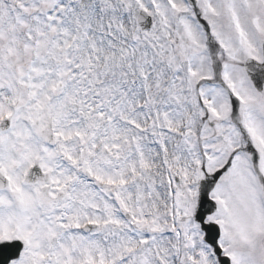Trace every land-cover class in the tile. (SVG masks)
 Instances as JSON below:
<instances>
[{
  "label": "snow or ice",
  "instance_id": "obj_1",
  "mask_svg": "<svg viewBox=\"0 0 264 264\" xmlns=\"http://www.w3.org/2000/svg\"><path fill=\"white\" fill-rule=\"evenodd\" d=\"M0 264H264V0H0Z\"/></svg>",
  "mask_w": 264,
  "mask_h": 264
}]
</instances>
